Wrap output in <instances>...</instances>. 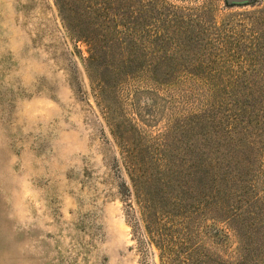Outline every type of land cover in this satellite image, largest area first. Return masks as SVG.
Here are the masks:
<instances>
[{
    "label": "trees",
    "instance_id": "1",
    "mask_svg": "<svg viewBox=\"0 0 264 264\" xmlns=\"http://www.w3.org/2000/svg\"><path fill=\"white\" fill-rule=\"evenodd\" d=\"M53 2L67 33L85 46L86 73L162 263L264 264V7L218 17L211 7L169 0ZM130 85L133 105L165 88L172 108H186L172 109L147 147L135 145L142 138L135 124L109 116ZM200 214L232 230L240 254L196 255L200 230L191 218ZM166 220L192 252H168Z\"/></svg>",
    "mask_w": 264,
    "mask_h": 264
},
{
    "label": "rangeland",
    "instance_id": "2",
    "mask_svg": "<svg viewBox=\"0 0 264 264\" xmlns=\"http://www.w3.org/2000/svg\"><path fill=\"white\" fill-rule=\"evenodd\" d=\"M169 1L211 7L218 17L264 7V0ZM85 50L53 0H0V264H163L86 73ZM134 87L123 88L109 116L135 124L142 131L135 145L147 147L172 109L186 108H172L165 88L141 93L133 105ZM194 217L196 255L240 254L232 230ZM167 222L168 252H192L189 238Z\"/></svg>",
    "mask_w": 264,
    "mask_h": 264
}]
</instances>
